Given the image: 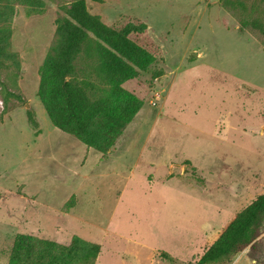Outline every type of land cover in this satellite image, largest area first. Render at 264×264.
Instances as JSON below:
<instances>
[{
  "label": "rangeland",
  "instance_id": "rangeland-1",
  "mask_svg": "<svg viewBox=\"0 0 264 264\" xmlns=\"http://www.w3.org/2000/svg\"><path fill=\"white\" fill-rule=\"evenodd\" d=\"M72 1L0 0L13 54L0 69V264L17 234L98 244L93 264L194 262L264 192V44L241 27L264 24V1L244 11L222 0L87 1L106 25L144 22L130 37L154 55L125 84L142 106L104 154L55 128L37 95ZM74 64L95 81L83 52ZM224 264H264V222Z\"/></svg>",
  "mask_w": 264,
  "mask_h": 264
},
{
  "label": "trees",
  "instance_id": "trees-1",
  "mask_svg": "<svg viewBox=\"0 0 264 264\" xmlns=\"http://www.w3.org/2000/svg\"><path fill=\"white\" fill-rule=\"evenodd\" d=\"M87 1L73 0L58 19L56 44L42 65L37 95L55 128L104 154L142 106L141 98L127 90L125 84L144 72L154 61V55L130 37L131 33L145 31L144 22H125L119 27L106 25L88 11ZM246 1L222 0V5L244 11ZM245 25L257 29L264 44L262 21L243 19L241 27ZM8 36L7 30L0 28V69L13 57L8 51ZM81 52L93 65L95 81L80 78L75 69V59ZM97 84L103 85L105 92L92 98L88 92ZM27 120L32 127L37 126L30 111H27ZM263 222L264 192L235 214L196 261L185 264L226 263L247 246L253 247ZM99 251L98 244L78 237H73L68 245H60L17 234L8 264H66L79 259L93 264ZM161 256L170 258L167 253Z\"/></svg>",
  "mask_w": 264,
  "mask_h": 264
},
{
  "label": "crops",
  "instance_id": "crops-1",
  "mask_svg": "<svg viewBox=\"0 0 264 264\" xmlns=\"http://www.w3.org/2000/svg\"><path fill=\"white\" fill-rule=\"evenodd\" d=\"M216 238H217V237H216ZM216 238H215V239H216ZM215 239H214V240H215ZM214 240H213V241H214ZM213 241H212V242H213Z\"/></svg>",
  "mask_w": 264,
  "mask_h": 264
}]
</instances>
